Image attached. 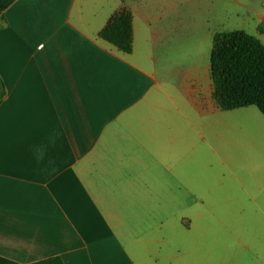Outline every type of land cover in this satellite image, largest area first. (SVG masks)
Listing matches in <instances>:
<instances>
[{
    "label": "crops",
    "instance_id": "obj_1",
    "mask_svg": "<svg viewBox=\"0 0 264 264\" xmlns=\"http://www.w3.org/2000/svg\"><path fill=\"white\" fill-rule=\"evenodd\" d=\"M109 1L0 0V264H208L142 226L158 217L162 188H186L210 120L229 111L207 65L169 85L151 64L163 20L187 29L186 16ZM121 8L133 16L130 54L98 37ZM258 19L251 35L264 45ZM210 264L241 263L234 251Z\"/></svg>",
    "mask_w": 264,
    "mask_h": 264
},
{
    "label": "rangeland",
    "instance_id": "obj_2",
    "mask_svg": "<svg viewBox=\"0 0 264 264\" xmlns=\"http://www.w3.org/2000/svg\"><path fill=\"white\" fill-rule=\"evenodd\" d=\"M140 2L166 19L177 14L187 17V29L172 30L171 20H163L164 45L159 44L154 63L144 58L146 66L153 64L169 85H178L174 74L189 65L210 67L216 33L244 30L256 35L259 15L264 14V0ZM219 115L224 120L215 124L210 120L207 142L194 156L186 188L178 183L171 196L168 188H162L159 215L146 219L142 229L145 232L150 224L161 236L168 232L169 248L184 252L189 263L226 262L236 251L241 264H264V117L256 107ZM187 217L192 219L189 228ZM243 245L256 252H238Z\"/></svg>",
    "mask_w": 264,
    "mask_h": 264
},
{
    "label": "trees",
    "instance_id": "obj_3",
    "mask_svg": "<svg viewBox=\"0 0 264 264\" xmlns=\"http://www.w3.org/2000/svg\"><path fill=\"white\" fill-rule=\"evenodd\" d=\"M264 33V28L259 26ZM98 37L118 51L133 49V16L121 8L113 13ZM213 99L223 111L256 107L264 116V45L244 30L216 33L210 56ZM2 86V85H0ZM32 264H64L60 256Z\"/></svg>",
    "mask_w": 264,
    "mask_h": 264
}]
</instances>
